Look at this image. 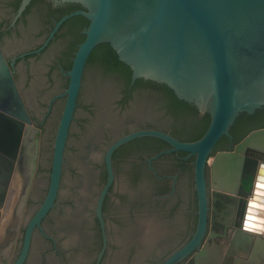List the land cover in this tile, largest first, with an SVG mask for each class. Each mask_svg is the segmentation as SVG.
<instances>
[{
	"label": "water",
	"instance_id": "water-1",
	"mask_svg": "<svg viewBox=\"0 0 264 264\" xmlns=\"http://www.w3.org/2000/svg\"><path fill=\"white\" fill-rule=\"evenodd\" d=\"M55 1L79 3L83 9L56 21L40 49L71 16L84 15L90 23L84 29L85 38L67 72V100L55 138L50 189L29 224L24 248L15 264L23 263L34 225L40 222L57 196L66 139L85 66L100 43H110L120 60L131 67L132 81L145 78L164 83L180 99L211 116L208 129L195 141L179 140L157 128L131 131L114 141L106 154L108 182L98 202L102 223V201L114 179L113 151L137 137H159L173 146L163 152L184 150L189 156H195L199 213L192 239L162 264H176L192 252L194 264H264V256L256 257L264 241L249 235L264 233V227L256 225L261 220L253 212L257 202L264 203V127L250 131L234 149L213 155L218 140L223 135L231 136V127L242 113H254L264 107V0ZM30 2L22 0L19 13ZM39 136L40 130L33 124L12 63L0 41V223L21 145L35 142ZM207 166L212 167L215 192L226 193L234 199L230 204L233 228L223 233L213 231L210 237L222 239L212 244L207 240L200 247L208 224ZM259 209L258 213L264 216V206ZM250 227L259 230L252 231Z\"/></svg>",
	"mask_w": 264,
	"mask_h": 264
},
{
	"label": "flooded vegetation",
	"instance_id": "flooded-vegetation-1",
	"mask_svg": "<svg viewBox=\"0 0 264 264\" xmlns=\"http://www.w3.org/2000/svg\"><path fill=\"white\" fill-rule=\"evenodd\" d=\"M46 1L49 4L37 2L26 13L27 7L21 13H19L20 6L14 10L13 0L0 1V29L6 32L2 42L3 49L12 63L33 124L40 130L37 141L23 142L20 148L13 182L7 194L0 223V264H15L24 248L29 224L47 197L51 184L55 138L67 100L66 89L69 84L67 72L69 70L64 67L62 61L66 45L65 39L54 36L51 38V40L54 39L51 44H49L50 40L44 48L40 49L55 26L56 18L60 14L59 8L63 7L66 10L67 5L66 2L62 1ZM52 25L53 28L50 30ZM63 31L62 29L59 33ZM81 32H84V28L81 29ZM41 64H46V70ZM44 75L47 76V80L44 79ZM86 101L92 103L91 113L85 117L84 121L87 122L83 131L81 133L76 131L78 145L74 147V153L70 155V140L75 133L74 126L81 119L78 116V111L87 105ZM151 102L152 98L144 95V93H136L124 107L122 117L114 119L109 112L108 98L101 95L94 102L92 98L81 94L80 89L77 106L66 139L57 196L40 222L34 225L29 249L22 264H32L37 251L43 244L46 245L44 255L49 256L51 264L66 263L69 248L67 243L63 241L66 238L58 232L63 226L68 231L79 230L82 233L87 254L93 245L96 247L92 260H82L78 264H105L112 244L106 212L108 208L117 205L116 188L119 175L122 172L130 177L146 180L151 185L163 187L162 190L165 192L156 199L167 198L180 191V180L186 170L187 161L194 157V160L190 162L194 164L195 156H189V153L184 150L163 152L173 148L169 142H167V146L156 152L148 141L141 142L139 147L127 146L131 141L147 136L137 137L125 142L113 151L111 163L114 179L102 201L103 223L98 215V202L109 178L106 154L114 141L131 131L146 128L167 130L166 132L172 134L173 127H176L177 131L176 134L172 135L185 141L183 138L191 133L192 125L198 123L207 113H202L198 109L199 112L195 117L187 118L186 121H178L168 116L164 110H159L160 108H151ZM50 130L52 134L47 137ZM219 141L222 142L221 146H218ZM239 141H235L232 134L231 136H221L213 148V155L219 151L234 149ZM75 165H77L76 170L78 169L77 175H79L80 183L89 190L93 189L94 194L91 197L81 191L75 192L71 200L75 208L74 211H70L66 219H59L55 211L61 206V201L65 196L66 171L68 166L73 168ZM206 179L209 197L208 224L200 247L207 240L211 244L213 241L219 242L221 240L220 236L210 237L213 231L223 233L233 228L230 222L233 219L230 214V204L234 202V199L226 193L215 192L211 166L206 168ZM96 180L99 181V184L94 187ZM193 187L196 191L195 182ZM14 190L17 191L15 192L16 197ZM11 195L14 196V199L10 198ZM86 208L91 210V219L85 214ZM195 215L197 217L195 227L180 244L162 256L158 264L164 263L174 251L192 239L198 223V204ZM92 223L96 228L97 236L95 238L87 231V227ZM176 236L175 229L170 231L164 238L165 245L172 243ZM192 254L193 252L176 264H194Z\"/></svg>",
	"mask_w": 264,
	"mask_h": 264
},
{
	"label": "rangeland",
	"instance_id": "rangeland-1",
	"mask_svg": "<svg viewBox=\"0 0 264 264\" xmlns=\"http://www.w3.org/2000/svg\"><path fill=\"white\" fill-rule=\"evenodd\" d=\"M46 70V64H41ZM47 80V76L44 75ZM123 94L116 92L108 98V108L112 118L117 119L124 114L122 104ZM91 100V99H90ZM87 105L78 111L80 122L74 126L75 133L71 136L69 154H73L75 146L78 145V133L84 129L87 121L85 117L91 113L92 103L86 101ZM52 134L50 130L47 137ZM49 141V139H46ZM75 165L68 166L66 171L67 184L64 186L65 196L61 206L55 211L59 219H66L67 214L74 211L72 204L73 195L77 191L84 192L92 197L93 189L89 190L79 181ZM98 182V183H97ZM99 181L96 180V185ZM117 205L107 209L108 223L110 228L111 249L105 264H158L162 256L167 254L173 247L180 244L195 227L197 217L195 215L196 198L193 180L188 171H184L180 180V191L167 198L156 199L165 191L156 185H151L146 180L130 177L122 172L117 183ZM93 187V188H94ZM118 192H120L118 194ZM165 198V199H164ZM85 214L92 218L89 208ZM94 223L87 227V231L93 238L97 236ZM177 232L176 239L165 245L164 238L170 231ZM59 234L66 239L63 241L68 245V261L61 264H78L82 260H92L96 252L93 245L88 251L84 247L83 236L79 230L68 231L64 226L59 229ZM67 239H69L67 241ZM46 245L43 244L32 264H51L49 256L44 255Z\"/></svg>",
	"mask_w": 264,
	"mask_h": 264
},
{
	"label": "trees",
	"instance_id": "trees-1",
	"mask_svg": "<svg viewBox=\"0 0 264 264\" xmlns=\"http://www.w3.org/2000/svg\"><path fill=\"white\" fill-rule=\"evenodd\" d=\"M1 1V0H0ZM12 1V0H11ZM22 0H13L12 5L14 10H17ZM41 2L47 4L46 0H31L26 8V12L30 8ZM49 4V3H48ZM66 10L63 7L59 8L60 14L57 16L58 21L64 15L71 13L77 9H83V6L75 2H66ZM90 23V20L84 15L77 14L66 19L60 26V30H64L62 33L59 31L55 34L56 38L63 37L65 39V49L63 51L62 61L64 67L70 70L73 63V57L79 44L84 40L85 33L81 32V29H85ZM53 28H50V30ZM6 32L0 29V41L3 42V37ZM54 41L51 40L49 44ZM81 94L92 98L93 101L97 100L99 96L109 98L116 92L123 94L122 104L124 106L129 103V100L136 93H144V95L152 98L151 108H160L164 110L168 116L176 119L186 121L195 117L199 112L195 105L180 99L172 88L164 83L154 81L151 79L137 78L132 81V69L125 62L120 60L116 50L110 43H100L91 52L88 61L85 66L83 81L81 85ZM264 108V107H263ZM211 116L207 112L201 120L192 125L191 133L183 138L185 141H195L203 136L209 127ZM264 126V109H257L254 114L244 112L235 121L230 133L234 135L235 141L241 140L251 130ZM167 131V130H165ZM177 128L173 127L172 134H176ZM148 141L152 144L154 152L163 149L167 146V141L155 137L147 136L137 138L127 146L133 148L139 147L141 142ZM222 142H218V146H221ZM191 160L187 161L186 170L189 172L190 177L194 180V164H191ZM185 170V171H186ZM196 207H197V192L195 191Z\"/></svg>",
	"mask_w": 264,
	"mask_h": 264
},
{
	"label": "bare ground",
	"instance_id": "bare-ground-1",
	"mask_svg": "<svg viewBox=\"0 0 264 264\" xmlns=\"http://www.w3.org/2000/svg\"><path fill=\"white\" fill-rule=\"evenodd\" d=\"M15 189V188H14ZM14 192V196L16 197V193L15 192H17V191H13ZM12 194V193H11ZM13 195V194H12ZM11 195V196H12ZM14 196H12V197H10V198H13ZM14 199V198H13ZM12 199V200H13ZM258 203V207H255V208H253V212L255 213V217H257L258 216V218L261 220V222H258L256 225L258 226V227H261V228H263L264 227V223H263V221H264V216H262V215H260L259 213H258V211H261L259 208H260V206H264V203L263 202H257ZM9 204H10V199H9ZM9 204H8V206H9ZM11 205V204H10ZM8 209H9V207H8ZM252 209V208H251ZM7 214V213H6ZM7 216V215H6ZM4 228V227H3ZM251 228V230L252 231H255V230H259L258 228H256V227H250ZM252 233V232H251ZM253 234H255V233H253ZM264 234V233H263Z\"/></svg>",
	"mask_w": 264,
	"mask_h": 264
},
{
	"label": "crops",
	"instance_id": "crops-1",
	"mask_svg": "<svg viewBox=\"0 0 264 264\" xmlns=\"http://www.w3.org/2000/svg\"><path fill=\"white\" fill-rule=\"evenodd\" d=\"M264 211V210H263ZM232 221H233V219H232ZM253 239H257L258 237H260V239L262 240V241H264V234H261V235H258V234H253V233H250L249 234ZM222 239V238H221ZM244 256H246V254L244 255ZM263 256H264V247L263 248H261L259 251H257V253H256V257H258V258H260V259H262L263 258ZM247 257V256H246Z\"/></svg>",
	"mask_w": 264,
	"mask_h": 264
}]
</instances>
